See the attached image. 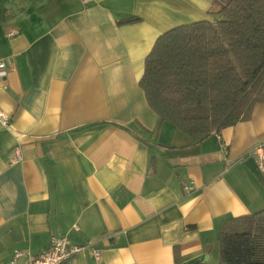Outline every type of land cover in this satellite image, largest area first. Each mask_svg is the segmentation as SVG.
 Returning a JSON list of instances; mask_svg holds the SVG:
<instances>
[{
  "label": "crops",
  "instance_id": "crops-1",
  "mask_svg": "<svg viewBox=\"0 0 264 264\" xmlns=\"http://www.w3.org/2000/svg\"><path fill=\"white\" fill-rule=\"evenodd\" d=\"M223 6L0 0V264L53 236L101 253L67 264H219L225 222L264 209V179L245 166L264 145V102L189 136L161 123L139 83L160 35Z\"/></svg>",
  "mask_w": 264,
  "mask_h": 264
},
{
  "label": "trees",
  "instance_id": "trees-1",
  "mask_svg": "<svg viewBox=\"0 0 264 264\" xmlns=\"http://www.w3.org/2000/svg\"><path fill=\"white\" fill-rule=\"evenodd\" d=\"M215 15L160 35L139 83L161 123L189 136L246 122L264 102V0H229ZM219 249V264H264V209L228 219Z\"/></svg>",
  "mask_w": 264,
  "mask_h": 264
},
{
  "label": "built area",
  "instance_id": "built-area-1",
  "mask_svg": "<svg viewBox=\"0 0 264 264\" xmlns=\"http://www.w3.org/2000/svg\"><path fill=\"white\" fill-rule=\"evenodd\" d=\"M14 35V32L9 36ZM7 65L4 62H0V78L6 75ZM0 124L4 127L10 125V116L0 110ZM251 158H254L258 169L264 174V145L259 144L250 154ZM17 158H20V152L17 150ZM187 191H191L192 187L187 186ZM90 250L96 259H99L101 253L98 249H94L92 246H73L70 241L63 236H53L48 248L42 250L38 254L34 255L30 250L16 249L13 252V257L8 264H67L75 256L85 253Z\"/></svg>",
  "mask_w": 264,
  "mask_h": 264
},
{
  "label": "water",
  "instance_id": "water-1",
  "mask_svg": "<svg viewBox=\"0 0 264 264\" xmlns=\"http://www.w3.org/2000/svg\"><path fill=\"white\" fill-rule=\"evenodd\" d=\"M245 166L254 174L258 181L262 182L264 179L263 173L258 169L254 158H249L245 162Z\"/></svg>",
  "mask_w": 264,
  "mask_h": 264
},
{
  "label": "rangeland",
  "instance_id": "rangeland-1",
  "mask_svg": "<svg viewBox=\"0 0 264 264\" xmlns=\"http://www.w3.org/2000/svg\"><path fill=\"white\" fill-rule=\"evenodd\" d=\"M223 4H227L229 2V0H222Z\"/></svg>",
  "mask_w": 264,
  "mask_h": 264
}]
</instances>
